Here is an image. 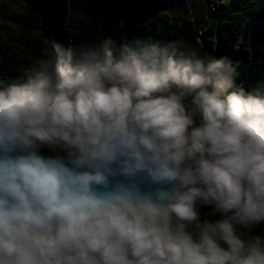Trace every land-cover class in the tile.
<instances>
[{
	"label": "clouds",
	"instance_id": "1",
	"mask_svg": "<svg viewBox=\"0 0 264 264\" xmlns=\"http://www.w3.org/2000/svg\"><path fill=\"white\" fill-rule=\"evenodd\" d=\"M42 56L0 87V264H264V94L230 60Z\"/></svg>",
	"mask_w": 264,
	"mask_h": 264
},
{
	"label": "trees",
	"instance_id": "2",
	"mask_svg": "<svg viewBox=\"0 0 264 264\" xmlns=\"http://www.w3.org/2000/svg\"><path fill=\"white\" fill-rule=\"evenodd\" d=\"M10 1L17 9L0 8V87L23 78L52 43L81 50L110 38L116 48L157 42L227 58L237 86L264 94V0ZM199 211L202 220L219 218L207 215L208 206ZM253 234L264 235V223Z\"/></svg>",
	"mask_w": 264,
	"mask_h": 264
},
{
	"label": "rangeland",
	"instance_id": "3",
	"mask_svg": "<svg viewBox=\"0 0 264 264\" xmlns=\"http://www.w3.org/2000/svg\"><path fill=\"white\" fill-rule=\"evenodd\" d=\"M2 4H5L9 8L17 9V5L10 0H0V8L2 7Z\"/></svg>",
	"mask_w": 264,
	"mask_h": 264
},
{
	"label": "bare ground",
	"instance_id": "4",
	"mask_svg": "<svg viewBox=\"0 0 264 264\" xmlns=\"http://www.w3.org/2000/svg\"><path fill=\"white\" fill-rule=\"evenodd\" d=\"M235 55V54H234Z\"/></svg>",
	"mask_w": 264,
	"mask_h": 264
}]
</instances>
